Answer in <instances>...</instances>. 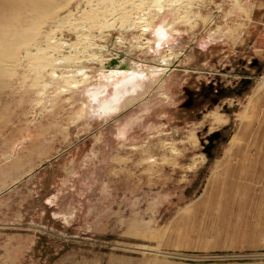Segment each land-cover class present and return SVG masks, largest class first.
I'll list each match as a JSON object with an SVG mask.
<instances>
[{"label": "rangeland", "instance_id": "obj_1", "mask_svg": "<svg viewBox=\"0 0 264 264\" xmlns=\"http://www.w3.org/2000/svg\"><path fill=\"white\" fill-rule=\"evenodd\" d=\"M105 1L0 0V264H264V0Z\"/></svg>", "mask_w": 264, "mask_h": 264}, {"label": "crops", "instance_id": "obj_2", "mask_svg": "<svg viewBox=\"0 0 264 264\" xmlns=\"http://www.w3.org/2000/svg\"><path fill=\"white\" fill-rule=\"evenodd\" d=\"M264 87V86H263ZM263 87H261V89H260V91L256 94V96L258 95V94H260L261 93V90H262V88ZM238 158H235V160L234 161H236ZM247 173L245 174V172L243 173V174H241V175H238V176H240V179L238 180V181H235L236 182V185H237V187H235V188H238L239 187V185H238V182H243L244 180H241V178H244V176H250V171H251V168L250 169H248V167H247ZM216 178H220L219 180H217L218 181V184H217V186H220L219 187V191H217V192H220V191H223L224 189H223V187H226V189L228 188V186L230 185V184H226L225 182H228V181H230V179L229 178H226V177H224L223 178V175H221V176H217ZM223 178V179H222ZM222 180V181H221ZM229 183H231V181L229 182ZM226 184V185H225ZM241 186V185H240ZM227 191L226 190H224V192L223 193H226ZM243 193V192H242ZM242 193H240L239 195H238V192H236L235 193V191H231V193H230V195H234V196H237V197H239ZM216 196H219V195H216ZM211 197V196H210ZM232 202H233V200H232ZM242 218V217H241ZM247 219H249L250 220V222H248L247 224L248 225H254V224H251V219L248 217V218H245V217H243L242 218V220L245 222ZM263 220V222H264V218L262 219ZM264 225V224H263ZM229 228H231V227H229ZM258 230H264V226H260V227H257V225H254V229L253 230H251V231H253L252 233H251V244L252 245H255V244H257L258 243V239L261 237V236H263L264 235V232H258ZM212 232H213V230H212ZM204 233L205 232H203V235H204ZM227 235H224V234H220V238H222L223 237V240L227 243L226 245H227V248H229V246H230V248L229 249H235V247H233V245H235V242L237 241L238 242V248L237 249H239L240 251H245V250H251V249H242L241 247H240V245H243L244 244V242L241 240V239H238V238H236L235 239V241H231L230 240V238H227L226 237ZM202 237V236H201ZM251 246V245H250Z\"/></svg>", "mask_w": 264, "mask_h": 264}, {"label": "bare ground", "instance_id": "obj_3", "mask_svg": "<svg viewBox=\"0 0 264 264\" xmlns=\"http://www.w3.org/2000/svg\"><path fill=\"white\" fill-rule=\"evenodd\" d=\"M105 1V0H104ZM115 1L116 0H108V2H109V4L111 5V4H113V8L112 9H114L115 7H116V5L119 7V9H121L120 10V13H121V16L122 15H124L125 16V18H124V16L122 17V18H124V20H126V19H128V17H130V12L128 11L129 9H128V7L124 4V3H122L121 2V4L123 5V7H121L120 5L121 4H119L118 5V3H116L115 4ZM121 1V0H120ZM157 1V0H156ZM106 2V1H105ZM104 2V3H105ZM158 2V1H157ZM142 4V3H141ZM140 4V5H141ZM106 5V4H105ZM135 5V4H134ZM144 6V5H143ZM159 6H160V4H159ZM108 7V6H107ZM117 8V7H116ZM121 17H119V19H120ZM131 18V17H130ZM119 19L117 20V21H119ZM124 20H123V22H124ZM140 22V21H139ZM89 23V22H88ZM93 23V22H92ZM125 24V23H124ZM127 24V23H126ZM100 25H102V24H100ZM146 30V29H145ZM162 35V34H161ZM79 45V44H78ZM77 45V46H78ZM18 46V45H17ZM98 48V47H97ZM139 48V47H138ZM89 56H87V58H88ZM85 58V57H84ZM120 59V58H119ZM81 60H83V58L81 59ZM115 61V60H114ZM118 62V61H117ZM166 62V61H165ZM80 63H83V62H80ZM161 63V62H160ZM165 65H167V64H165ZM84 74V73H83ZM257 93V92H256ZM256 95V94H255ZM247 117V116H246ZM245 122V121H244ZM244 128H245V126H244ZM243 128V129H244ZM242 129V128H241ZM242 131V130H241ZM245 131V130H244ZM245 133V132H244ZM234 140V139H233ZM233 144H235V145H239V143H237L236 141H234L233 142ZM224 164V163H223ZM222 167V166H221ZM221 170L222 171H220L219 172V174H217V176H221L222 175V173L225 171V167H222L221 168ZM224 170V171H223ZM217 171H219V169L217 170ZM218 173V172H217ZM220 179V178H219ZM216 183H217V180H212V182H211V188L210 189H213V188H215L216 187ZM227 238H229V237H227ZM236 238H238V239H241L242 241H243V239L242 238H240V237H238V236H230V240L231 241H235V239ZM261 241H264V239L262 238V240ZM238 243V242H237ZM263 243V242H262ZM244 245L246 246V243L244 242ZM245 248V247H244Z\"/></svg>", "mask_w": 264, "mask_h": 264}]
</instances>
